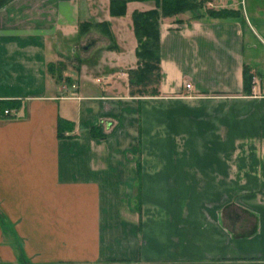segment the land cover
<instances>
[{"label": "crops", "instance_id": "crops-1", "mask_svg": "<svg viewBox=\"0 0 264 264\" xmlns=\"http://www.w3.org/2000/svg\"><path fill=\"white\" fill-rule=\"evenodd\" d=\"M155 8L0 7V264H264V24L247 57L243 15L163 19L159 94L132 95L133 13Z\"/></svg>", "mask_w": 264, "mask_h": 264}, {"label": "trees", "instance_id": "trees-1", "mask_svg": "<svg viewBox=\"0 0 264 264\" xmlns=\"http://www.w3.org/2000/svg\"><path fill=\"white\" fill-rule=\"evenodd\" d=\"M11 0H0V7L5 6ZM132 1H151V0H110V12L113 16H124L127 13V5ZM156 3V8L149 11H135L133 13L134 33L138 41L136 55L138 66L129 71L130 87L132 95H158L161 82V45H160V26L161 21L168 17H174L181 13L192 12L194 15L202 16L203 12L215 18H226L230 10L220 9L215 11L213 8H205L206 4L213 0H152ZM237 14L236 17H238ZM196 17V16H195ZM197 17V18H199ZM104 32L112 37L110 26L107 22L98 24ZM92 26L89 22L80 24V33H84ZM56 64H50L51 74L56 75ZM61 73V72H60ZM62 76L57 74V79ZM67 81H70L67 79ZM71 82V81H70ZM155 83L152 92L147 90ZM254 87V74L250 66H244V93L252 94ZM92 133L96 135L94 132ZM62 134L60 133V136Z\"/></svg>", "mask_w": 264, "mask_h": 264}, {"label": "rangeland", "instance_id": "rangeland-1", "mask_svg": "<svg viewBox=\"0 0 264 264\" xmlns=\"http://www.w3.org/2000/svg\"><path fill=\"white\" fill-rule=\"evenodd\" d=\"M221 1H228V0H221ZM230 1H235V0H230ZM239 2L238 6H235L233 4L228 5L227 8H222V9H226V10H230L229 14H226L224 16H227L226 18H235L237 16V14H239L238 17H241L243 15V21L246 22V26H245V42H246V47H245V53L247 57H250L252 54L255 53V55L261 57L264 56V51L262 49V47H260L258 50H255L254 53L248 48V43L252 42L254 44H257V40H256V35L255 32L252 28V25L256 26L260 32V23L264 24V0H236ZM213 2V1H212ZM212 2L207 3L205 6V8H212L210 3L212 4ZM9 3V2H8ZM215 11H217L218 9L213 8ZM83 46H78V49H82ZM82 59L80 60V58L78 57V55H75L71 52L66 53V56L62 57V60L58 61V65H56V75L58 74L59 76H62V80L67 81L68 77H64V73L66 71H70V72H76L79 71L80 68V64H81ZM252 67V65L250 66ZM61 72V73H60ZM100 83H96V81L94 80L93 82V86L97 89H99L100 87ZM155 83L153 85H151V87L147 90L148 92H152V90L155 89ZM236 208V207H235ZM238 209V208H236ZM236 214L235 217H239L240 216H244L246 214H244L243 212L236 210ZM247 216V215H246ZM247 230V229H246ZM236 232V231H235ZM242 235L245 234V231H241ZM237 233V232H236ZM250 233V232H249ZM247 233V234H249ZM244 242V241H242ZM244 244V243H242ZM247 244V241H246ZM250 245H247V248ZM233 259V258H232ZM251 262H249L248 260L242 261L241 263H239V261H231L230 264H249ZM208 264H215L214 262H208Z\"/></svg>", "mask_w": 264, "mask_h": 264}, {"label": "built area", "instance_id": "built-area-1", "mask_svg": "<svg viewBox=\"0 0 264 264\" xmlns=\"http://www.w3.org/2000/svg\"><path fill=\"white\" fill-rule=\"evenodd\" d=\"M73 87L75 88L76 86L73 85ZM186 87H187L188 89L191 88V84H186ZM5 113H9V111H5Z\"/></svg>", "mask_w": 264, "mask_h": 264}]
</instances>
